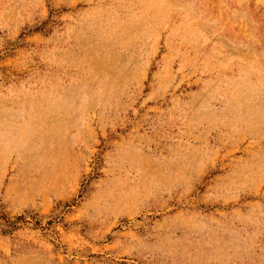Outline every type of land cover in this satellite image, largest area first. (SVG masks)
Returning a JSON list of instances; mask_svg holds the SVG:
<instances>
[{"label":"rangeland","instance_id":"rangeland-1","mask_svg":"<svg viewBox=\"0 0 264 264\" xmlns=\"http://www.w3.org/2000/svg\"><path fill=\"white\" fill-rule=\"evenodd\" d=\"M0 264H264V0H0Z\"/></svg>","mask_w":264,"mask_h":264},{"label":"trees","instance_id":"trees-1","mask_svg":"<svg viewBox=\"0 0 264 264\" xmlns=\"http://www.w3.org/2000/svg\"><path fill=\"white\" fill-rule=\"evenodd\" d=\"M23 218L17 217L14 220H10L9 218L1 215L0 216V235L8 236L11 235L12 232L17 230L20 224L25 223Z\"/></svg>","mask_w":264,"mask_h":264}]
</instances>
